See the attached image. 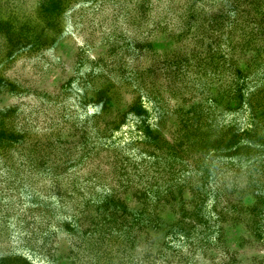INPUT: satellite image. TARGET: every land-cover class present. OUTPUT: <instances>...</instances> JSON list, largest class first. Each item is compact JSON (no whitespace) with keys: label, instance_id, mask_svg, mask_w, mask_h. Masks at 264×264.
<instances>
[{"label":"rangeland","instance_id":"374dc122","mask_svg":"<svg viewBox=\"0 0 264 264\" xmlns=\"http://www.w3.org/2000/svg\"><path fill=\"white\" fill-rule=\"evenodd\" d=\"M0 264H264V0H0Z\"/></svg>","mask_w":264,"mask_h":264}]
</instances>
